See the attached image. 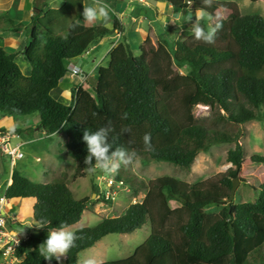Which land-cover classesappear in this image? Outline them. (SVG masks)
I'll list each match as a JSON object with an SVG mask.
<instances>
[{
    "label": "trees",
    "instance_id": "obj_1",
    "mask_svg": "<svg viewBox=\"0 0 264 264\" xmlns=\"http://www.w3.org/2000/svg\"><path fill=\"white\" fill-rule=\"evenodd\" d=\"M62 1L59 9H48L45 1L37 2L28 22H17L7 12L0 14V24H5L0 31L24 30V42L28 43L19 53L0 46L2 116L36 115L37 129L49 140L55 134H65L66 154L76 164L74 179L86 173L84 131H95L109 121L114 127V146L135 149L138 157L190 170L206 147L235 143L226 154L227 163L233 167L220 178L195 184L163 176L137 186L117 173L116 181L130 184L135 196L143 190V199L130 204L120 216L75 229L73 232L82 238L63 262L45 260L39 247L52 230L78 224L97 199L87 196L76 200L66 181L34 182L14 167L3 194L7 199H34L33 222L39 226L47 221L17 247L19 264H78L80 253L107 235L130 234L145 224L150 225V234L132 255L98 264H264V181L254 201L228 203L244 160L239 126L258 119L257 110L264 107L263 18L242 14L232 1L212 0L211 6H205L203 0H163L175 9L189 6L193 11L205 8L224 12L215 43L197 41L188 25L182 27L187 33L184 40L170 45L158 41L155 49L141 44L137 51L132 50L123 36L110 50L105 64L99 65L92 91L81 85L74 87L65 104L51 93L68 74L66 61L120 33L121 25L114 17L112 27L88 26L82 16L86 0ZM122 1L106 0L113 6ZM201 24L205 29L209 26L206 19ZM22 53L29 73L16 62ZM229 60L234 65L218 73L203 72L208 63ZM179 68L187 69V73H179ZM198 105L216 113L211 128L193 114ZM220 121L224 127H219ZM14 131L19 132L17 128ZM149 132L154 152L144 151L143 137ZM248 163L264 167V156L252 155ZM93 188L96 193V185ZM99 200L105 204L112 201L104 197ZM216 207L218 210H213Z\"/></svg>",
    "mask_w": 264,
    "mask_h": 264
},
{
    "label": "rangeland",
    "instance_id": "obj_2",
    "mask_svg": "<svg viewBox=\"0 0 264 264\" xmlns=\"http://www.w3.org/2000/svg\"><path fill=\"white\" fill-rule=\"evenodd\" d=\"M137 1L139 0L128 1V23L126 13L122 18V21L125 24L124 34H126L132 50L137 51L141 44H146L150 49H155L157 47V41L164 40L170 45L173 44L172 42L184 40L186 38V30L184 29L183 31L182 27L184 25L191 26V23L194 22L196 11L191 10L189 6L180 9L179 12L182 19L178 21L174 19V13L170 14L171 10L168 9L166 14L170 15V17L156 19L155 22H149L147 26L148 21L146 19L142 18L139 20L138 15L135 13L133 15L130 14V11L132 13L131 5H136ZM221 1H232L238 5L242 14L259 15L264 20L263 1L255 3L250 0ZM91 2L92 1H90L88 5L91 4ZM15 3L19 7V0H16ZM148 3L150 5H155L156 9H159L157 4H162V0H148ZM16 5L14 4L12 8L11 5H9V9H11L10 18L15 21L18 20ZM109 5L115 10V5L113 6L112 3H109ZM141 7L146 9L143 5H141ZM23 9H26L24 5ZM113 9L110 10L112 13L111 15L114 13ZM160 10L161 14L165 13L163 11L164 9ZM206 11L213 16L212 22L216 20V17L225 16V13L222 11H216L214 13L210 10ZM148 16L150 17V15ZM205 19L210 23L207 18ZM172 20H175L176 24L172 23ZM28 21L29 20H26V22ZM96 23L99 24L101 21ZM166 24H168V26ZM86 25L92 26V24L87 23ZM174 25L176 27H173ZM0 26L5 27V24H0ZM135 28L137 31H135ZM139 28L145 30L146 35L141 37L138 32ZM189 30V32H191V27ZM0 33H2V31H0ZM136 33H138L139 36ZM118 36H120L119 32H117L116 36L113 35L105 38L95 57H97L99 53L102 54L106 49H110L112 44L118 42V40L121 39V36ZM24 47L25 42L23 41L19 46V49L14 52H23ZM78 59H83L82 61L85 62L81 64L83 75L77 76L76 79H74L70 76L71 73H68L65 77L66 80L64 79L51 93L53 98L65 104L71 99L72 89L70 90V85H73L72 88H74L80 84H84L83 86L86 87L85 89L92 91L95 75L91 70H94L98 65H104L108 59V54L103 56L98 62L97 60H94V56H81L78 57ZM16 62L23 72L29 73L30 66L25 60L23 53L17 57ZM230 65H234L233 60L217 64L208 63L203 69V72L215 74ZM178 71L181 74L187 73V69L185 68H179ZM80 81L82 82L80 83ZM257 112L260 114L258 119L245 122L239 126V129L241 130L239 142L244 148V160L237 177L238 186L235 191V197L232 201L235 204L254 201L259 193L258 186L264 181V167L248 163V160L252 155L259 154L264 156V116H262L264 107L257 110ZM193 114L198 121H203L208 128H211L214 123V114L216 116V113H213L209 107L203 105L196 106L193 110ZM37 125L38 117L36 115L21 118L5 117L0 114V128L11 132L13 135L16 134L11 140V146H16L22 143L21 152L23 153V158L18 159L16 164L11 167L10 158L0 151V196L3 195L6 183L9 182L11 171L14 167L34 182L48 183L54 179L66 181L74 199L78 200L87 196H91L92 199H97L94 204L84 211L81 221L70 227L71 231L80 227L94 226L103 218L120 216L130 204L134 203L135 197L137 199L136 201H141L143 199V190L135 196L130 184L127 183L123 187H119L115 184V195L113 196L111 204L103 203L99 199L103 197V195H101V190L106 189V185H103L104 182L100 180V177L106 175L102 171L97 170L93 174L86 172L84 177L74 179L73 174L76 169V164L66 154L65 134H55L54 136H51L52 138L49 140L43 131L37 129ZM218 125L219 127H224L225 123L224 121H220ZM15 128H17L19 132H15ZM234 147L235 143L216 144L206 147V149L197 155L190 170H185L171 162L153 160L147 157H138L132 165L126 167L122 166L118 174L121 179H124V177L131 179V182L137 184V186L141 183L147 184L150 181L163 176L174 177L187 183L195 184L207 179L220 178V176L230 167H233L231 164L227 163L226 154L229 149ZM94 185L97 187L96 193H94ZM12 203V210L8 212V222L13 218V220L24 227L31 225V201L28 199H21L13 200ZM222 205L224 204H221L219 208H221ZM213 210H218V208L216 207ZM149 234L150 225L145 224L141 229L130 234L107 235L93 247L82 251L79 256L78 264H82V262L87 259H93L96 264H98L127 258L133 254L139 245L145 242ZM62 257H60V259Z\"/></svg>",
    "mask_w": 264,
    "mask_h": 264
},
{
    "label": "clouds",
    "instance_id": "obj_3",
    "mask_svg": "<svg viewBox=\"0 0 264 264\" xmlns=\"http://www.w3.org/2000/svg\"><path fill=\"white\" fill-rule=\"evenodd\" d=\"M203 3L205 6H211L212 0H203ZM110 10L111 7L106 0H92L91 4L83 7L82 16L84 22L87 24H95L98 21L107 22L110 19ZM205 18L210 22L207 29L201 24V21ZM215 19L217 22L215 26H212L211 22L213 16L209 14L205 8H198L196 10L194 22L191 23V32L194 34L197 41H202L206 44L215 43L216 34L222 27V23L219 22L221 18L216 17ZM171 22L176 24L175 20ZM72 62L73 60H67L66 68L68 72L73 75L71 68L76 67L80 69V67L73 65ZM124 118H126V115ZM123 131L128 132L130 130L124 129ZM113 132L114 127L111 121L95 131H84L83 141L86 143L88 151V155L84 161L86 165L84 170L89 174H93L97 170H100L105 175L114 176L119 172L122 166L126 167L132 165L138 158L135 149L130 150L123 145L114 146L116 137L111 136ZM151 140V133H145L143 137L144 151H155V146L152 144ZM93 158L95 159V164L92 163ZM46 223L47 221L40 222L37 228L44 227L43 225ZM81 238L82 237L78 236L75 232L71 231L69 226L61 225L59 228L48 233L46 241L41 244L39 248L45 260L51 261L55 258L59 261L60 257L66 256V254L76 246V241ZM82 264H96V262L93 259H87L83 261Z\"/></svg>",
    "mask_w": 264,
    "mask_h": 264
},
{
    "label": "crops",
    "instance_id": "obj_4",
    "mask_svg": "<svg viewBox=\"0 0 264 264\" xmlns=\"http://www.w3.org/2000/svg\"><path fill=\"white\" fill-rule=\"evenodd\" d=\"M44 1H45V5H46V7L48 9H59L63 5V1L62 0H19V7H18L16 5V3H15L16 0H0V13L3 14V13H6L7 12L10 15L11 9H9V7H10L9 5H11V8H12V6H14V4H15L16 5L17 19H18L17 22H22V21L25 22L26 20H29L30 17L32 16V14L34 12L35 4L37 2L40 3V2H44ZM90 1H92V0H86L84 2L85 3V6H87ZM128 1L129 0H123L122 2L116 3L115 10L113 9L114 10L113 15H111L112 13L109 12V16H111L110 19L107 22L101 21V23H99V24H105L107 27H112L113 26V19L115 17L116 19L119 20L120 25H121L120 36L121 37L126 36V34H124V26H125V24L122 21V18H123V15L126 13V15H127V23H128ZM23 5L26 7V9H23ZM129 5H130V3H129ZM141 5L145 6L146 9H144L143 7H141ZM157 7L159 9H156L155 5H153V4L150 5L148 3V0H139V1H137L136 5H131L132 13L130 11V14L133 15L135 13L136 15L139 16V20L142 19V18L146 19L148 21L147 22V26H148L149 22H151V21L155 22L156 19L163 18V17H166V18L170 17V15L166 14L168 9L171 10V13L170 14H173L174 13V19L175 20H178L179 21V20L182 19V17H180V12H179L180 9L173 8L171 5L167 4L163 0H162V4H157ZM160 9H164L163 11L165 13L161 14L160 13L161 12ZM148 15H150V17ZM141 21L144 22L143 20H141ZM99 24L95 23V24H92V26L93 25H99ZM166 25L168 26V24H166ZM149 26H151V25H149ZM188 26H189V28L191 27L190 25H188ZM173 27H176V26L174 25ZM135 31H137L136 28H135ZM138 32H139V34H140L141 37H143L144 35H146V31L145 30H141V28H139V31ZM136 34L138 35V33H136ZM25 35H26V33H25L24 30H20V31H17V32H13V31H2V33H0V46H2L3 48H5L7 50H11V51L14 52V51H16V50L19 49V46L24 41ZM115 36H116V34H115ZM103 40L100 41L95 46L91 47L90 50L88 52H86L82 56H94V60H97V62H98L106 54L109 55L110 50L112 49V47L116 43L115 44H112L111 47H110V49H106L105 51H103L102 54L99 53V55L97 57H95V55L99 52L98 49L102 46ZM27 45H28V43H25V47ZM24 48H23V50H24ZM82 60L83 59L76 58V60L74 59L72 63H73V65L80 67V69L82 70L81 64L82 63H85ZM98 67H99V65H98ZM98 67L94 68V70L93 69L91 70V71H93V73L95 75V79H94L93 85L96 84V73L98 72ZM68 73L70 74V72H68ZM70 76L72 78H74V79H76V77H77V76H73L72 74H70ZM81 82L82 81H80V83ZM60 83H62V82H60ZM80 85L84 89L86 88L85 86H83L84 84L83 85L80 84ZM70 86H71V88H70V90H71L73 85H70ZM13 200H21V199L20 198L19 199H8V203L7 204H8V207L9 206L11 207V210H12V206H13V203H12ZM28 200L31 201V206H33L35 200L34 199H28ZM6 211H7V208H6L5 212ZM15 223H17V222L15 221ZM26 227H28L29 229H32V230H36V231L39 229V228H37L38 226L33 222V220H32V224L29 225V226H26ZM64 258H65V256H63L61 259H59V261L60 262H63Z\"/></svg>",
    "mask_w": 264,
    "mask_h": 264
},
{
    "label": "built area",
    "instance_id": "obj_5",
    "mask_svg": "<svg viewBox=\"0 0 264 264\" xmlns=\"http://www.w3.org/2000/svg\"><path fill=\"white\" fill-rule=\"evenodd\" d=\"M120 37V36H118ZM73 75L82 76L83 72L74 67L71 68ZM16 136V134H11V132L2 130L0 128V151L10 158V165L13 167L16 164L18 159L23 158V153L21 152L22 143L11 146V140ZM101 181L104 182V186L106 185V189L101 190V195L106 200H112L115 195V184L119 187H123L124 184L122 181H116L114 176H101ZM11 183V179H9L8 185ZM136 197L134 198V203L136 201ZM8 199L3 194L0 196V264H19L20 259L16 256V249L21 244V242L25 241L27 238V234L18 230H15L11 227L15 221L11 218V221L8 222V212L11 211V207H8ZM7 208V211L5 212Z\"/></svg>",
    "mask_w": 264,
    "mask_h": 264
},
{
    "label": "water",
    "instance_id": "obj_6",
    "mask_svg": "<svg viewBox=\"0 0 264 264\" xmlns=\"http://www.w3.org/2000/svg\"><path fill=\"white\" fill-rule=\"evenodd\" d=\"M237 186H238V181H237V178H235L234 181H233L230 197L228 199V203L229 204L233 201V199L235 197V191H236ZM11 227L13 229H15V230L24 232L26 234L36 233L37 232L36 230H32V229H29L28 227H24L23 225H20L19 223H13L11 225Z\"/></svg>",
    "mask_w": 264,
    "mask_h": 264
}]
</instances>
